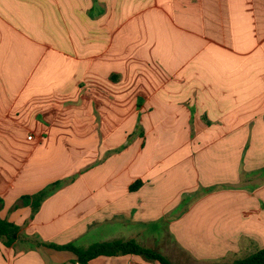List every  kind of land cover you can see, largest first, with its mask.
<instances>
[{
  "label": "crops",
  "instance_id": "1",
  "mask_svg": "<svg viewBox=\"0 0 264 264\" xmlns=\"http://www.w3.org/2000/svg\"><path fill=\"white\" fill-rule=\"evenodd\" d=\"M0 219V264L264 248V0H0Z\"/></svg>",
  "mask_w": 264,
  "mask_h": 264
},
{
  "label": "trees",
  "instance_id": "2",
  "mask_svg": "<svg viewBox=\"0 0 264 264\" xmlns=\"http://www.w3.org/2000/svg\"><path fill=\"white\" fill-rule=\"evenodd\" d=\"M50 192L51 189L46 188L34 195L22 196L20 203L22 205H29L33 211H36L41 205L42 201L50 194ZM18 237L19 228L11 222L0 219V239H5L7 245H10L15 240H17ZM53 247L72 251L77 256V261L80 264H87L88 261L99 256L111 257L126 254L140 255L147 260L157 261L160 264H173L160 252L150 248L141 247L134 240H115L111 242L97 243L86 249L76 248L71 244ZM214 264H264V248L245 258L236 260L233 263Z\"/></svg>",
  "mask_w": 264,
  "mask_h": 264
},
{
  "label": "rangeland",
  "instance_id": "3",
  "mask_svg": "<svg viewBox=\"0 0 264 264\" xmlns=\"http://www.w3.org/2000/svg\"><path fill=\"white\" fill-rule=\"evenodd\" d=\"M185 258L184 262L182 264H191L189 258L183 256V259ZM169 259V258H168ZM181 264V263H180Z\"/></svg>",
  "mask_w": 264,
  "mask_h": 264
},
{
  "label": "built area",
  "instance_id": "4",
  "mask_svg": "<svg viewBox=\"0 0 264 264\" xmlns=\"http://www.w3.org/2000/svg\"><path fill=\"white\" fill-rule=\"evenodd\" d=\"M31 138H32L31 136L28 137V139H31Z\"/></svg>",
  "mask_w": 264,
  "mask_h": 264
}]
</instances>
